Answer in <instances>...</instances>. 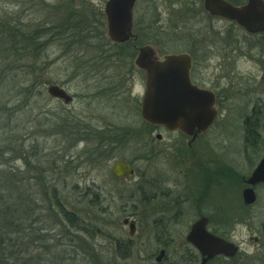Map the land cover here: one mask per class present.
Returning <instances> with one entry per match:
<instances>
[{"label": "rangeland", "instance_id": "rangeland-1", "mask_svg": "<svg viewBox=\"0 0 264 264\" xmlns=\"http://www.w3.org/2000/svg\"><path fill=\"white\" fill-rule=\"evenodd\" d=\"M202 1L139 0L137 30L154 38L164 53L183 52L184 39L199 36L213 40L211 27H229V23L212 19L203 10ZM184 2H190L193 10L188 15L187 31H183L181 22ZM104 3L0 0V175L11 172L29 177L26 170L35 175L41 163L47 169L46 179L58 188L68 211L75 212L81 225L91 230L90 234L76 231L49 215L46 189L30 180L27 188L34 185L38 199L27 203L36 209L27 216L28 228L19 236V263L150 264L159 254L160 244L166 243L171 249L163 264H181L183 250L188 258L195 256L186 235L203 214L210 217V226L218 228L220 235L240 246L235 259L220 260V264H264V184L254 187V203L247 204L243 199V179L249 178L264 156V148L252 157L244 155L243 117L260 103L264 124V92L250 97L222 93L224 101L218 118L197 140L193 136L188 140L191 135L185 134L182 138L180 131L152 126L140 111L145 72L134 62L133 47L122 50V44L107 35ZM75 26L82 28L81 34L74 35ZM40 28L50 32L44 47L41 45L37 51L27 48L28 35ZM75 38L79 41L72 47ZM104 55L110 57L103 59ZM241 61L239 68L253 72ZM203 80L210 85L215 82L210 74ZM51 84L65 89L73 101L65 104L51 96L47 91ZM105 130L116 134L112 142L119 149L118 159L133 164L132 174L121 178L111 175L116 159L105 161L102 157ZM159 133L162 141L156 137ZM152 147L158 149L153 158ZM28 154L30 165L23 159ZM179 154L188 157L183 166ZM162 173L171 184L183 183L186 199L181 220L155 225L160 215L153 214L151 186ZM171 192L176 196L181 191L172 188ZM94 195L101 200L100 204L94 202L95 206L91 201ZM176 207L172 214H178ZM126 218L136 220L134 235L124 224ZM24 234L31 241L38 239L29 251H25ZM61 234L77 250L64 260L55 250ZM169 234L172 239L164 238ZM44 237L47 241L40 243ZM189 260L188 264H199Z\"/></svg>", "mask_w": 264, "mask_h": 264}, {"label": "flooded vegetation", "instance_id": "flooded-vegetation-1", "mask_svg": "<svg viewBox=\"0 0 264 264\" xmlns=\"http://www.w3.org/2000/svg\"><path fill=\"white\" fill-rule=\"evenodd\" d=\"M99 1H102V0H99ZM103 1L105 2L104 4L106 5L107 0H103ZM138 1L139 0H136L134 8H133L132 35L128 40L124 42H117V43L122 44L120 45L122 50H130L133 47L134 48V53H133L134 60H136L137 56L139 55V52H140L139 49L144 46L153 47L154 57L157 59H161V60L164 59L168 55H183V59L186 62L188 61L190 64L189 76L193 84H195L197 87L201 89L206 90L207 92H213L214 94V97H215L214 106L217 110V115H216V118L213 124L218 118L222 105H223L224 95L222 93L224 92L232 93L233 92L235 97L237 96L250 97V95L255 94V92H264V89H263V86H264V31L253 33L247 30L246 28H244L243 26L239 25L237 21L235 20H230L228 18L219 16V15L211 14L209 11L205 9L204 7L205 0H203L202 1L203 10L209 16H211L212 19H216L222 22L229 23V27H225L221 25H218V26L213 25L211 27V32L213 33V40H210V41L203 40L199 36L195 40L194 39L193 40L184 39L183 40V52L164 53L160 49L159 45L153 42L154 38L153 39L152 37L149 38L148 34L143 33L142 30L141 31L137 30L135 12H136V6L138 4ZM167 1L174 2L176 0H167ZM246 1L247 0H245V2ZM233 4L239 5L236 3H233ZM105 5H104V8H105ZM184 6L182 8L181 22H182L183 31H187L186 27L189 24L188 15L193 10L192 8H190V6H192L190 2H184ZM103 12H104L103 15L105 17V9L103 10ZM194 22L197 24V26H200L202 24L200 20H197V19H195ZM104 24H105V28H107L106 18L104 20ZM223 27H224V31L222 30ZM200 28H203V25H201ZM233 30L236 32V34L234 33ZM130 56L131 55L129 54L127 57L130 58ZM241 59H243L245 61L244 63H247L249 67H252L253 72L249 70L245 72L242 68L238 67V65L242 63ZM209 74L212 75V77L215 80V82L212 85L207 84L203 80V77ZM143 79L145 80V73L143 74ZM223 81H225L226 83H222ZM231 93L228 95L227 100H229ZM141 103H142V98H141ZM262 113H263V107L259 103L258 106L255 104V108L252 109L250 113H248L246 116L243 117V123H244L243 134H244V141H245L244 155H246V157H252L253 153L254 154L259 153V150L262 151L264 148V124L262 123L260 119V116L262 115ZM150 124L156 127V125L152 123ZM159 127L163 128L165 131L171 132L170 130H168L167 128L163 126H159ZM180 133L182 134V138H183V132H180ZM104 135L105 136H104V142H103L102 157L104 158L105 161H108L111 158H115L116 160H119L118 154H117V150L119 149L118 147H115V143L112 142V139H114L115 137L114 135L116 134H114V131L112 130H105ZM198 136H200V134ZM156 137L159 139V141L163 140V136L161 133H159L158 136ZM190 138L191 137L188 136V140ZM195 138L194 140H197V138L196 139ZM110 142H112L114 145H112ZM157 150H158L157 148L152 147V150H151V153L153 155L152 158L155 156V153ZM183 153L186 154L187 152L185 151ZM183 153L181 152V154ZM181 156L182 157H179V158H181L180 159L181 166H183V164L186 162L185 159H188V157L187 155H184V157L183 155ZM110 170H111V175L116 177L112 173L113 166H111ZM157 177L154 178V182L151 186L152 194L150 195L152 199L153 209H154L153 214L160 215L159 218L156 217V219L154 220L155 225L159 222H161L160 225L162 224L168 225V224H171V222L175 223L178 220H181V217L183 216V201L184 199H186V196L183 195L184 193L183 183H180V185L169 183L170 181L165 177L164 173L158 175ZM247 180H248V177L243 179V184L245 185L244 189L247 188V186H249L247 185L248 184ZM172 188H178L181 192H178V194L175 196V193L171 192ZM177 198L180 200L178 201ZM158 199H160V201ZM174 207L177 208L175 212V213H178L177 215L174 213L173 215L171 213V210L174 209ZM202 217L208 218L207 230L211 232L212 234L219 236L235 244L238 247L237 253L233 257H229L224 254H219L204 263L203 254L200 252V250H198L197 248L193 246V249H194L193 251H194L195 256L188 258L189 254H187L186 250H183V255H182L183 260L181 264H188L189 259H190L189 263L199 262V264H213L214 262H218L220 264L219 262L220 260L228 261L230 259L231 260L235 259L240 252V246L230 241L227 237L220 235L218 233V230H219L218 228L210 226L211 220L209 216L200 214V216L192 223L190 230L193 224ZM124 224L128 225L130 234L134 235L137 229L136 220L126 218L124 219ZM131 224L134 226V233H131V228H130ZM163 228L164 227H162V229ZM166 230H169V229H166ZM60 236L61 237L58 239V243L56 245L57 247L55 250L57 251L56 255H58V258L60 259L61 257V260H64V258L70 256L71 253L76 254L77 250L73 248L71 241L69 242L68 240H66L65 237H63V234H61ZM160 238L161 237H159V239ZM164 238L172 239L170 234L168 236H164ZM186 239H187V235H186ZM160 246L161 248L158 253H160L161 250H164L165 255H166L165 259L162 262L157 263L156 262L157 254H156L154 257V261L151 262L150 264H163L166 258L168 257L167 251L171 249V245L170 244L167 245L166 243H163V244H160Z\"/></svg>", "mask_w": 264, "mask_h": 264}, {"label": "water", "instance_id": "water-1", "mask_svg": "<svg viewBox=\"0 0 264 264\" xmlns=\"http://www.w3.org/2000/svg\"><path fill=\"white\" fill-rule=\"evenodd\" d=\"M136 0H107L105 5L107 35L115 42H124L132 35L133 8ZM204 7L213 15L237 21L247 30L256 33L264 31V0H247L245 4L235 5L227 0H205ZM135 63L146 71V90L141 114L155 125L166 126L170 130L179 129L193 139L205 132L214 122L217 110L214 106L213 92H207L194 85L189 76L190 64L183 55H168L163 60L154 57V49L144 46L139 49ZM48 93L65 104L73 97L62 87L51 84ZM134 172L133 166L122 160L113 164L112 173L124 177ZM249 187L243 191L247 204L256 201L254 187L264 184V157L247 180ZM208 218L197 220L187 235V241L203 254V262L216 255L229 257L236 255L238 247L207 230ZM131 233L134 226L131 224ZM165 251L156 256V262L165 259Z\"/></svg>", "mask_w": 264, "mask_h": 264}, {"label": "trees", "instance_id": "trees-1", "mask_svg": "<svg viewBox=\"0 0 264 264\" xmlns=\"http://www.w3.org/2000/svg\"><path fill=\"white\" fill-rule=\"evenodd\" d=\"M73 15L74 14L70 16L68 21ZM74 28V35L81 34L82 28H78V26H75ZM43 30L42 28H40V30L36 29L34 30V33L28 35L26 39L27 48H33L37 51L41 45L44 47V43L46 42L44 39L48 40L50 32L47 29L46 31ZM64 30H66L65 33L67 34L68 28ZM78 41V38H75L72 41V47H75ZM109 57L110 55H104L103 59ZM30 155L31 154H28L27 157L23 158L26 165H30V161L28 160ZM40 165L42 168L37 170V174L35 175H32L33 171L30 169L26 170V172L29 173V177L19 176L11 172H6V174L0 175V264H11V262L14 261H18L19 263L20 252L17 251V249L21 247L22 243H20L21 237L19 236L24 233L23 229L28 228L27 218L30 217L31 213L36 209L34 205H27V203L29 201L34 203L38 199V192L36 191L34 185L41 184L42 188L46 189L45 191L47 194L45 199L50 200V205L46 206V211H48L49 215L56 217L57 220L62 223H67L69 227L76 231H84L85 233L90 234L91 230L87 226L81 225V222L78 220L79 218L76 217V213L68 211V207L62 202V199L59 196L58 188L50 185L46 179L47 169L41 163ZM30 180L35 181L36 184H30L31 186L27 188ZM96 197H98V195H94V198L91 199L94 206L97 205L95 203H101L100 199H95ZM25 237L27 238V234ZM29 238L30 236L27 238L25 243H23L24 247H26L25 251H29L31 246L37 244L38 241V239L31 241ZM43 239L44 242L47 241V238L44 237L40 238L39 242L43 243ZM122 256L126 257L127 254H123Z\"/></svg>", "mask_w": 264, "mask_h": 264}]
</instances>
